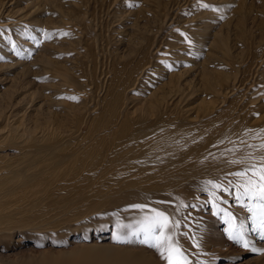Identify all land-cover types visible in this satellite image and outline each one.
<instances>
[{
	"label": "rangeland",
	"instance_id": "374dc122",
	"mask_svg": "<svg viewBox=\"0 0 264 264\" xmlns=\"http://www.w3.org/2000/svg\"><path fill=\"white\" fill-rule=\"evenodd\" d=\"M85 32L96 40L90 55ZM121 62L131 71L106 94ZM122 114L130 118L108 142L150 129L179 136L166 152L155 143L142 155L149 161H132L120 178L99 177L107 186L87 201L88 185L60 173L77 167L67 160L73 149L109 135ZM108 117L115 122L105 127ZM96 152L77 159L97 161ZM252 165H264V0H0V264H53L82 244L176 264L169 233L187 264H264V201L241 187H258L259 175H234ZM129 177L137 186L122 187ZM66 181L81 191L56 195ZM53 194L80 206L62 211ZM155 211L179 227L150 230Z\"/></svg>",
	"mask_w": 264,
	"mask_h": 264
},
{
	"label": "bare ground",
	"instance_id": "6f19581e",
	"mask_svg": "<svg viewBox=\"0 0 264 264\" xmlns=\"http://www.w3.org/2000/svg\"><path fill=\"white\" fill-rule=\"evenodd\" d=\"M84 2L86 3V1H84ZM82 5H84V4H82ZM162 5L163 4H161V6ZM161 6H160V8H161ZM79 7H81L80 4H79ZM83 10H85V8L80 10L81 15H82V19H84V15H86L85 11H83ZM161 11L164 12V8H161ZM85 34L88 36V38H83V40H86V42H85V47L87 48L86 51L90 55V52H92L93 48L95 47L94 44H95L96 40L93 41L94 37L91 36L90 34H88L87 32H85ZM90 57L92 58V56H90ZM49 66H51V65L46 64V68ZM130 66H131V64H129V63L125 64L123 62H121V65H116V64L114 65L115 72H114L113 76H115V79L112 80V86L107 88L106 94H109V93L113 92L114 90H116L115 85L118 83L119 79L122 78V76H124V74H126L125 72L131 71V68L129 69ZM53 73H54V69H53ZM62 75H63L64 81H70V78H68V75L66 73H63ZM115 99H116L115 101L108 102L109 114H110L109 117L116 114V112H117L115 110V108L117 106H119L118 105L119 104L118 96L115 97ZM136 113L143 114L142 111H139ZM122 115H123V118L120 120V117H119L120 121H119V123L116 124V125H118L117 128L113 129L109 135H107L109 133V131L105 130L104 133H99V135H98L99 137L96 136L94 140H93L94 137L92 139L90 138V141L93 140L92 142H88V143L85 142V144H87V145L82 146L78 150L73 149V152H71V154L69 155L70 159H67L68 161L71 160L72 162L74 161L76 163L77 167L75 168V170H72V169H74V167H72V169H71L72 172L74 171L73 174H72V172L68 173V174L66 172L60 173L63 175L62 176L63 178H64L65 174H66V176L70 174L69 176L72 180L73 179L77 180L78 178H80V180H78V181H81L82 185L83 184L88 185V188H87L88 191L81 189L82 191H84L86 193L87 201H88V198L91 196L92 197H99L100 195H102V194L98 193L99 190H101L100 187H102L104 189V187L107 186L106 182H103V181H105L107 178L108 179L113 178L114 175L113 174L111 175V173L113 171L117 170L118 174H117V176H115L117 179V177L122 176L121 175L122 174L121 169L123 167H125L127 164L132 163V161H135L136 164H140L142 166V163H144V162L147 163L149 161V159H147L149 156H147L146 159H144V158H142V155H145V153H146V155L151 154L154 151V149L152 147L155 145V143L158 145L160 142L163 143V145H160L159 147H160L162 152H166L169 149L168 145L170 143L167 140L172 139L173 137L179 136V133H174V132L168 133L169 129H168V132H167V130H165L163 134H161L159 132L160 129H157V130H151L150 129V130H144L147 132L139 131V132H135V133L130 134L128 137H126L125 142H123L122 139L119 141L115 140L116 142H113L114 140L112 142H111V140H109V142H108L107 138H110L111 135L114 137L115 136L117 137L116 133L119 130V128L123 125L124 122L126 123L128 118H130V116L127 114L126 115L122 114ZM109 117L106 121H104V124H102L103 126L106 127V125H109L111 122H112V124H114L113 122H115V119L112 121L113 118L110 120ZM140 118H141V116L137 115L136 121H139ZM105 132H107V133H105ZM73 145L76 146V144H73ZM95 147L99 151L98 153L96 152L99 155L97 157V161H93V162L90 161L91 163H89V160L87 159V157H84V160H83V158L82 159L78 158L79 160H81L83 162L78 161L77 157L81 152H84V151L92 152V149H94ZM208 154H210V153H208ZM122 156H123V159H128V162L124 163V164H118L119 158ZM94 157H95V155H94ZM73 159H76L78 161V163H77V161H75ZM85 159L88 160V163H89L88 165H84L87 163V162L84 163L85 161H87ZM91 160H93V158ZM64 163H66V162L64 161ZM64 163H61V164H64ZM69 163H71V162H69ZM77 164H81V165L78 166ZM69 165H71V164H69ZM154 166H156V165H154ZM77 168L79 170H77ZM141 170H142V173L148 172L147 169H145V167H142ZM154 170H156V169H153V171ZM99 177H102V178L105 177L106 179L102 181L103 183H101L100 182L101 180H99ZM72 180H68V181H72ZM98 180H99L100 184L99 183L94 184L95 183L94 181H98ZM68 181H66L63 184V185H67L66 188L56 190L57 191L56 195L57 194H65L67 192V190H69V189H73L74 191L80 190V188L76 184L68 185ZM92 183L94 185H91ZM137 183L138 182L136 181V178L129 177L128 179H125V183H123L121 186L130 188L133 186H137ZM105 184H106V186H105ZM166 186H167V184H166ZM176 186H178V185L171 184L170 186H167L166 188H175ZM77 188H79V189H77ZM174 192L176 193V190H174ZM177 192H179V191H177ZM45 193L46 194L43 197H40L35 201L36 206L42 205V203L44 202L43 200H45L51 194V191H49V194H47L46 191H45ZM177 194H173L174 199H178ZM56 195L53 194V206L60 207V209H62V211H68V213H69V211L71 209H73L77 206H80V204L78 203V200H73L70 198H67L64 202L59 204L54 200V197ZM2 196H6V194H3ZM91 201L92 202L90 203V207H94L96 204L98 206L100 204V201H97V200H91ZM137 206L138 205L134 206L133 209L142 210V208L137 207ZM71 211H73V210H71ZM98 214L101 215L99 212H98ZM72 215L74 216L75 214H72ZM79 216H80V214L74 216L73 218L71 217V220L77 219ZM102 216H104L108 221L110 214H105ZM102 216L99 218L102 219ZM120 216H121V220H125L123 214H120ZM92 219H89L86 222L89 223L93 227H97L101 224L100 221L98 223L97 220L93 221ZM117 222H119V221H116V223ZM113 225L115 226V224H113ZM76 227L77 226L68 227L67 231H69L71 229L75 230V229H77ZM101 237L102 236H100V238ZM66 258H68V260H64ZM53 264H152V263L148 258L143 257L141 252L128 251L127 249H121V246H116L113 244H104V245H99V246H90L87 244H82L81 247H76L73 250L55 258L53 260Z\"/></svg>",
	"mask_w": 264,
	"mask_h": 264
},
{
	"label": "snow or ice",
	"instance_id": "6c2138e0",
	"mask_svg": "<svg viewBox=\"0 0 264 264\" xmlns=\"http://www.w3.org/2000/svg\"><path fill=\"white\" fill-rule=\"evenodd\" d=\"M248 172H251L252 175L255 177L259 175V185L258 187L255 186V182L252 179H249L245 184L241 185L245 189L244 195L249 196L251 198H258L261 201H264V165H262L259 170H257L256 165H252L249 168L244 169L241 172H237L234 175L238 177H244ZM208 183H212L209 181ZM213 188H220V185L218 184H212ZM214 195V193H213ZM239 198V197H238ZM142 207V206H137ZM261 207H264V205H261ZM179 227V221L173 222L171 218L166 215L164 212L161 211H155V216L152 218V228L153 229H159L161 235H164L165 230L169 228H176ZM230 238L236 240L241 239V236L239 233H230ZM164 239L168 241V252L170 255L172 253H175L176 255L180 256L181 258L176 261V264H187V261L182 257L181 250L175 246V240L173 239V236L171 233L164 235ZM157 246V245H152ZM245 247H247V243L244 244ZM255 251V249H253ZM163 255V253H162ZM169 264H173L171 258L169 257Z\"/></svg>",
	"mask_w": 264,
	"mask_h": 264
}]
</instances>
